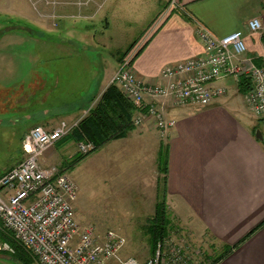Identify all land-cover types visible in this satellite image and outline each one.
<instances>
[{
    "label": "crops",
    "instance_id": "obj_1",
    "mask_svg": "<svg viewBox=\"0 0 264 264\" xmlns=\"http://www.w3.org/2000/svg\"><path fill=\"white\" fill-rule=\"evenodd\" d=\"M168 1L140 2L146 8L138 14H149V3L156 7L154 13L157 15L148 23L143 21L147 24L137 47L147 45L134 61L140 76L156 78L166 64L201 55L203 42L196 34L197 23L218 37L242 30L247 54L256 63L260 58L263 64L264 0H178L174 12L169 7L164 10ZM64 4L62 15L76 17L75 6L67 12L73 1L66 0ZM119 4V0H95L94 6L82 5L78 17L86 20L99 17L109 28L111 16ZM253 17L261 19V32L249 31L248 21ZM44 24L48 28L52 25L50 22ZM61 58L62 62H84L83 56L78 55ZM38 59L36 55L20 56L17 62ZM42 61L47 62V57ZM117 62L114 69L102 75L98 66L91 69L92 65L86 74L87 84L80 90L62 71H58L57 76L43 69L25 71L18 87H13L11 104L6 106L0 102V125L7 120L21 135L22 157L1 170L0 175L25 158L22 140L30 129L40 125L52 130L65 118L76 122L88 115L110 85L118 70V58ZM228 80L229 77L224 76L213 84L225 86L227 93L216 96L208 105H168V116L176 124L165 137L152 118H148L141 126H135L123 137L113 138L101 147L110 146V152L122 149L127 159L128 183L124 186L126 194L123 197L128 205L126 213L136 205L148 208L147 223L154 216L160 200V179L164 176L160 171L161 155L165 153L168 165L166 203L174 225L197 242H206L216 255L227 247L236 246L217 264H264V118L245 115L244 95L237 83L232 86ZM10 86L0 78V94ZM53 88H58L60 93H70L74 98L71 101L65 97L57 99L55 109L49 105ZM135 116L136 112L133 118ZM258 128L263 139L256 137ZM75 145L77 148L76 141ZM55 159V151L47 150L41 163L49 166ZM75 209L78 223L82 227H94L101 235L95 223L78 217L82 211L81 202L76 203ZM147 227L145 224L144 228Z\"/></svg>",
    "mask_w": 264,
    "mask_h": 264
},
{
    "label": "built area",
    "instance_id": "obj_2",
    "mask_svg": "<svg viewBox=\"0 0 264 264\" xmlns=\"http://www.w3.org/2000/svg\"><path fill=\"white\" fill-rule=\"evenodd\" d=\"M171 5L178 6V0H172ZM248 29L251 33L261 32V19L251 18ZM196 34L203 42V53L166 64L156 78L147 79L137 73L133 62L137 45L123 57L111 83L136 107L134 126L152 118L165 137L176 124L168 116L167 106L210 104L216 96L227 93L225 86L213 85L224 76L234 77L237 83L242 76L250 78L252 88L244 94L245 104L254 116L264 118V62L258 65L247 54L244 32L237 30L218 37L197 23ZM79 121L64 120L52 130L38 125L24 135L25 158L0 175V251L11 255L17 252L8 239H3L4 234L39 264H108L114 259L120 264H212L217 255L207 256L187 233L176 237L169 234L157 243L148 259L141 261L134 256L119 258L126 239L117 232L108 230L99 235L94 227L78 223L74 207L77 183L58 165L42 164L41 158ZM95 149L93 141L77 142L80 154Z\"/></svg>",
    "mask_w": 264,
    "mask_h": 264
},
{
    "label": "rangeland",
    "instance_id": "obj_3",
    "mask_svg": "<svg viewBox=\"0 0 264 264\" xmlns=\"http://www.w3.org/2000/svg\"><path fill=\"white\" fill-rule=\"evenodd\" d=\"M65 1L0 0V31L3 30L0 32L2 37L0 39V78L11 85L0 94V102L3 105L11 104L13 87H18L24 72L28 69L32 71L43 69L49 71L51 76L62 71L67 74L69 82L77 83L80 90L87 84L86 74L90 72L92 65L91 69L93 67L96 69L95 66H98L100 75L114 69L118 63L117 56L129 46V43L140 37L148 21L157 16L154 13L156 7L149 3L147 5L149 14L148 12L138 14L146 8L140 3L145 0H119L120 4L115 14L111 16V25L107 28L99 17L95 20L78 17L82 5L94 6L95 0H72L73 5L67 8V12L69 9L73 10L75 6L76 17L62 15L61 9L65 7ZM171 1H168L164 10L169 7V9L172 8L171 12L176 11ZM107 7L108 5L105 8ZM143 21L147 23L144 24ZM42 22H50L52 25L48 28L47 24L43 25ZM33 55L39 57L38 61L17 62L20 56ZM70 55L83 56L84 62L60 61L62 56ZM46 57L48 61H42V58ZM44 66L45 68H42ZM228 82L232 86L237 83L234 77H229ZM62 97H65L67 101L74 98L70 93H60L58 88H53L49 105L55 108L57 99ZM243 103L247 109L245 115L247 113V116L250 115L248 117L257 118L249 111L245 101ZM65 121L73 122L67 118ZM20 136L13 126L8 125L7 120L0 125V171L22 157ZM75 146V141L68 140L49 148L48 152L55 151L56 156L52 165H58L63 169L65 160L74 158L78 152ZM109 150L110 146L107 145L93 150L74 166L64 169L78 186L74 207L76 203L81 202L82 211L78 217L86 219V222L95 223L101 235L111 229L126 239L119 258L134 256L143 261L151 256L153 250L148 227L144 228L145 224L148 226L146 218L150 214L146 213L147 207L145 210L144 207L136 205L128 209L131 212H125L128 205L123 197L126 194L124 186L128 183L126 171L129 166L122 149H116L113 152ZM178 228L179 226L175 225L170 234L174 237L176 234L182 235V231ZM196 243L201 249L206 250L207 256V253L212 252L206 242ZM211 255L214 257L216 253L212 252ZM0 264L37 263L35 260L22 262L11 254L0 252ZM108 264L120 263L114 259Z\"/></svg>",
    "mask_w": 264,
    "mask_h": 264
},
{
    "label": "trees",
    "instance_id": "obj_4",
    "mask_svg": "<svg viewBox=\"0 0 264 264\" xmlns=\"http://www.w3.org/2000/svg\"><path fill=\"white\" fill-rule=\"evenodd\" d=\"M141 36L136 38L123 52L117 56L119 63L123 57L137 45ZM146 45L147 43L138 49L133 58V62L140 55ZM257 64H262L260 58L257 61ZM237 86L239 91L244 95L247 91H249V89L252 88V83L249 77L242 76L239 78ZM135 112L136 107L134 104L122 94L117 85L110 83V85L101 95L96 106L89 111L88 115L79 121L78 126L74 128L69 135L58 141L56 144H63L68 140H74L76 142L90 140L96 144V149H98L109 140L123 137L129 130L134 129L135 126L133 124V114ZM85 155L77 152L74 158L65 160L64 168L62 170L65 171L64 169L74 166L77 162L82 160ZM160 171L164 174V176L160 179V200L156 206V212L154 216L149 220L148 223V232L153 245L152 254L155 251L157 243L168 237L175 226L171 220L166 203L165 190L167 184L166 176L168 165L167 155L165 153L161 155ZM3 239H8L16 247L17 252L14 255L15 258L22 262L33 260V257L23 247L16 244L11 238L3 234ZM235 247L236 246L227 247L222 253L218 254L213 259L212 264H217L232 250V248Z\"/></svg>",
    "mask_w": 264,
    "mask_h": 264
},
{
    "label": "water",
    "instance_id": "obj_5",
    "mask_svg": "<svg viewBox=\"0 0 264 264\" xmlns=\"http://www.w3.org/2000/svg\"><path fill=\"white\" fill-rule=\"evenodd\" d=\"M256 137L259 139H263L262 131L260 129L256 131Z\"/></svg>",
    "mask_w": 264,
    "mask_h": 264
}]
</instances>
